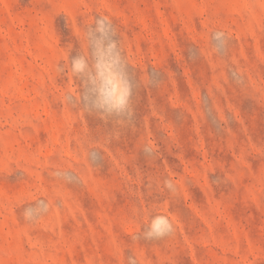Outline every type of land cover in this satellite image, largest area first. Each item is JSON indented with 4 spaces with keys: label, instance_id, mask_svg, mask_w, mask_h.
<instances>
[{
    "label": "rangeland",
    "instance_id": "374dc122",
    "mask_svg": "<svg viewBox=\"0 0 264 264\" xmlns=\"http://www.w3.org/2000/svg\"><path fill=\"white\" fill-rule=\"evenodd\" d=\"M109 23L131 118L66 67ZM0 264H264V0H0Z\"/></svg>",
    "mask_w": 264,
    "mask_h": 264
},
{
    "label": "clouds",
    "instance_id": "9594fccd",
    "mask_svg": "<svg viewBox=\"0 0 264 264\" xmlns=\"http://www.w3.org/2000/svg\"><path fill=\"white\" fill-rule=\"evenodd\" d=\"M114 31L110 23L104 33L90 27L84 34L88 51L71 56L67 70L74 79H79L86 89L83 97L85 107L98 112L101 118H131V98L133 86L128 79L126 62L113 39ZM71 47V45H70ZM165 187L172 189L170 181ZM173 230V225L165 215L149 218L143 232L145 239H159Z\"/></svg>",
    "mask_w": 264,
    "mask_h": 264
}]
</instances>
